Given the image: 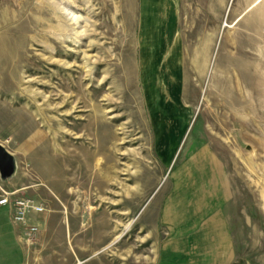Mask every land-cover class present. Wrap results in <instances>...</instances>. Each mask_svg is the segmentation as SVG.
<instances>
[{
    "label": "rangeland",
    "instance_id": "1",
    "mask_svg": "<svg viewBox=\"0 0 264 264\" xmlns=\"http://www.w3.org/2000/svg\"><path fill=\"white\" fill-rule=\"evenodd\" d=\"M171 2L0 0L27 264H210L218 209L229 264H264V0Z\"/></svg>",
    "mask_w": 264,
    "mask_h": 264
},
{
    "label": "crops",
    "instance_id": "2",
    "mask_svg": "<svg viewBox=\"0 0 264 264\" xmlns=\"http://www.w3.org/2000/svg\"><path fill=\"white\" fill-rule=\"evenodd\" d=\"M148 1L150 3V0ZM177 1L178 0H175L172 3L170 0H162V4H155V7L164 8L166 12V7H170V2L174 9ZM154 3H156V0H154ZM149 6L151 9L154 7V5L151 6V3ZM157 13L158 12H155V14ZM152 14H154V12H152ZM5 172L6 171L0 167V176ZM12 213L13 210L10 206L0 205V264H27V248L22 238L20 227L15 225L12 220ZM217 213L222 223L218 227V230L213 232V237L210 240H205L206 242L203 245V250L208 253L206 258H208L207 261L210 262V264H229L232 252L230 250L231 242L227 226L228 222L221 209H218ZM163 251L164 250H162V253ZM209 254L213 256L210 257ZM162 258L163 257H161V259L159 258V261H161Z\"/></svg>",
    "mask_w": 264,
    "mask_h": 264
},
{
    "label": "built area",
    "instance_id": "3",
    "mask_svg": "<svg viewBox=\"0 0 264 264\" xmlns=\"http://www.w3.org/2000/svg\"><path fill=\"white\" fill-rule=\"evenodd\" d=\"M16 193L17 191L7 190L0 183V205L10 206L12 208V220L14 224L20 227L24 236L31 239L38 231V225L30 222L31 216L33 213H42L45 208L30 198L17 196Z\"/></svg>",
    "mask_w": 264,
    "mask_h": 264
},
{
    "label": "water",
    "instance_id": "4",
    "mask_svg": "<svg viewBox=\"0 0 264 264\" xmlns=\"http://www.w3.org/2000/svg\"><path fill=\"white\" fill-rule=\"evenodd\" d=\"M11 157L8 152L0 145V167L7 171L10 167Z\"/></svg>",
    "mask_w": 264,
    "mask_h": 264
},
{
    "label": "bare ground",
    "instance_id": "5",
    "mask_svg": "<svg viewBox=\"0 0 264 264\" xmlns=\"http://www.w3.org/2000/svg\"><path fill=\"white\" fill-rule=\"evenodd\" d=\"M75 20V22L76 23H78L79 22V19H77V18H74ZM10 52V51H9ZM246 55V54H245ZM251 55V54H250ZM252 56V55H251ZM248 57V56H247ZM246 68V67H245ZM233 93H235V92H233ZM237 94V93H236ZM244 96V95H243ZM241 103H243L241 100H240V98L237 96L236 97V100H234V102H233V104H231V106H234V105H236V104H241ZM181 183H183V182H181ZM185 184H188L189 185V188L191 187V185H196V182H194V183H191V182H188V180L186 179L185 180V182H184V185Z\"/></svg>",
    "mask_w": 264,
    "mask_h": 264
}]
</instances>
